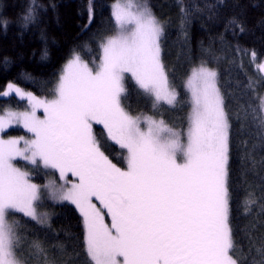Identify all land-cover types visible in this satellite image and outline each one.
Masks as SVG:
<instances>
[{"label": "snow or ice", "instance_id": "obj_1", "mask_svg": "<svg viewBox=\"0 0 264 264\" xmlns=\"http://www.w3.org/2000/svg\"><path fill=\"white\" fill-rule=\"evenodd\" d=\"M38 9L29 6L22 26L35 21ZM111 15L115 31L101 40L99 56L90 67L74 53L53 99H40L12 83L0 93H14L30 106L0 113V133L19 125L31 134L0 136V264H76L79 256L63 244L50 250L38 239L28 242L27 255L23 252L20 220L9 217L22 214L45 224L48 214L38 211L42 186L16 166L18 159L53 169L60 180L69 173L76 177L70 185L49 181L43 189L80 213L86 264H242L234 255L230 221V116L217 72L204 63L191 69L184 84L190 104L185 129L154 115L130 114L122 106L126 75L152 98L157 113L163 105L179 103V93L161 60L158 18L139 0H114ZM258 67L264 72V64ZM244 114L264 139V96ZM94 124L126 152V167L106 154L107 144L94 133ZM258 202L264 204V196L250 191L245 213ZM261 239L255 247L261 260L253 264H264Z\"/></svg>", "mask_w": 264, "mask_h": 264}, {"label": "trees", "instance_id": "obj_2", "mask_svg": "<svg viewBox=\"0 0 264 264\" xmlns=\"http://www.w3.org/2000/svg\"><path fill=\"white\" fill-rule=\"evenodd\" d=\"M142 1L164 22L161 60L179 93V103L173 111L158 110L156 114L183 127L188 110L184 84L191 68L205 62L218 74L217 83L231 124L229 191L230 221L237 245L234 255L242 264L260 261L255 247L264 237V204L258 202L246 214L245 201L250 191L256 197L264 196V139L251 117H245L244 109L264 93V76L258 67L264 63V0ZM113 3L114 0H0V93L12 83L35 96H51L68 57L77 53L91 62L99 56L98 41L115 31ZM32 4L39 5L36 19L22 26L21 18ZM133 86L125 84V96L133 97L140 111H146L149 101L138 90L141 96L137 95ZM7 106L24 109L26 101L14 93L0 95V108ZM93 131L107 144L106 154L113 163L125 167L124 151L106 140L102 127L94 125ZM17 132L22 130L9 129L5 133ZM16 163L23 164L19 160ZM28 167L32 181L43 183L47 170L39 165ZM68 178H73L71 173ZM57 206L48 226L22 214L9 217L20 220L25 237L21 248L27 255L28 242L32 240L38 239L53 251L55 245L63 244L69 251L79 253L76 264H86L82 217L71 203Z\"/></svg>", "mask_w": 264, "mask_h": 264}, {"label": "rangeland", "instance_id": "obj_3", "mask_svg": "<svg viewBox=\"0 0 264 264\" xmlns=\"http://www.w3.org/2000/svg\"><path fill=\"white\" fill-rule=\"evenodd\" d=\"M139 2L142 3L143 5H145V3H144L142 0H139ZM145 6H146V5H145ZM158 20H159V19H158ZM159 21H160V23L162 24V26H163V28H164V22L161 21V20H159ZM113 34H114V33H113ZM111 35H112V34H111ZM100 42H101V40H99L98 43H97V46H98V47H99V45H100ZM161 53H162V52H161ZM72 57H73V54H72L70 57H68L67 60L65 61V63L62 65L61 70L59 71V74H58V76H57V79L55 80V82H54V84H53V86H52V95H51V96H48V97H39V96H36V97H38V98H40V99H47V100H51V99L54 98V90H55L56 85H57V83H58V81H59V78H60V76H61V74H62V72H63V69H64L65 65L67 64V62H68L70 59H72ZM81 59L83 60V57H81ZM85 62H86V61H85ZM96 62H97V63L99 62L98 59H97ZM88 63H89V66L91 67V66H92V63H91V62H88ZM201 63H204L206 66L210 67V66L207 65L205 62H199V63H197V65H195V66H193V67H197V66H199ZM262 64H264V63H262ZM193 67H192V68H193ZM192 68H191V69H192ZM210 68H211V67H210ZM212 69H213V68H212ZM190 71H191V70H190ZM260 72H261V71H260ZM189 74H190V73H189ZM261 74L264 76V72H261ZM187 78H188V77H187ZM186 80H187V79H186ZM127 82H129V83H131L132 85H134L135 87H134V86H133V87H134V89H135L136 94L139 95V96H141L140 94H142L143 97H145V99L149 101V103L147 104V110H146V111H140L141 108H140L139 106H136V103H137V102H136L135 100H133V97H132V99H128L126 96H124V97L122 98V106L125 108V110L128 111V112H129L130 114H132V115L147 114V115H154L155 118H157V119H162L161 114H159V115L156 114V110H154V109L152 108V98L149 97V96H147L145 93H143L142 90L139 89V87L136 85L135 81L131 78L130 75H126L125 84H126ZM137 90H138V92H139L140 94L137 92ZM34 96H35V95H34ZM262 96H264V93H262ZM25 101H26V107H25L24 109H16V108H12V107H8V106H7V107L0 108V113H2L5 109H11V110H14V111H25V110H29V107H30V106H29V103H28L27 99H25ZM135 102H136V103H135ZM175 106H176V105H175ZM175 106L173 107V106L163 105V106L159 107L158 110H160V111H166V110H168V111H173L174 108H175ZM189 111H190V104H189V102H188V110H187V113H186V117H185V115H184L185 120H184V118H183V127L174 126V125H172V124H170V123H168V122H167V123L169 124V126L175 127L177 130L185 129V128L187 127V117H188ZM37 115L42 117V116H43V110H42V109H37ZM94 125H96V124H94ZM94 125H93V126H94ZM98 126H100V127L103 128L102 125H98ZM9 129H20V130H22V132H17V133H14V134H6L5 132L8 131ZM0 136H3L5 139L10 138V137H19V136H25V138H30L31 134H30V133H27V130L24 129L22 126H19V125H13V126H11V127H9V128H6L5 131H4L3 133H0ZM112 143H114V142H112ZM117 146H118V145H117ZM118 147H119V146H118ZM122 150H123V149H122ZM123 151H124V150H123ZM124 154L126 155V152H125V151H124ZM18 160H19V159H18ZM19 161H22L23 164H22V165H18V164L16 163V161H15L14 163H16V166L19 167V168H21V170H23V171L29 172L30 168H29L28 166H34V165L28 163L27 161H23V160H19ZM38 165L41 166V167H43L42 164H38ZM125 167H126V165H125ZM43 169H44V170H47V173H46L45 176H44V182L40 184V185L42 186V200H41V206L38 208V211L41 212V213H47V214H48V220H47V223L43 224V225H45V226H48V225H50L51 220H52V217H53V215H54V212H53L52 210H49L48 208H49L50 206L58 205V204H61V203H67V201L60 202V201L53 200V199L47 194V190H46V189H43V185L47 184L49 181H55L58 185H60V184H65V183H67L68 185H70L71 183H73V182L76 181V177H73L72 179H69V178H68V175H67L66 180H60V178H59V173L56 172L55 170H53V169H47V168H44V167H43ZM32 182H33V181H32ZM33 183H34V182H33ZM68 203H69V202H68ZM94 203H97V205L99 206V202H97V201L94 200ZM106 222H110V218H109V217H106Z\"/></svg>", "mask_w": 264, "mask_h": 264}, {"label": "bare ground", "instance_id": "obj_4", "mask_svg": "<svg viewBox=\"0 0 264 264\" xmlns=\"http://www.w3.org/2000/svg\"><path fill=\"white\" fill-rule=\"evenodd\" d=\"M98 126V125H97ZM68 203V202H67ZM62 204V203H61ZM59 205V204H58ZM49 210H52L53 212H55L57 209H58V206L57 205H54V206H50L48 208Z\"/></svg>", "mask_w": 264, "mask_h": 264}]
</instances>
